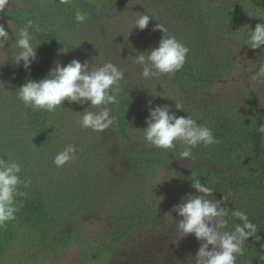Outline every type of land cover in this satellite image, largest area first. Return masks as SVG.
<instances>
[{
	"label": "trees",
	"instance_id": "trees-1",
	"mask_svg": "<svg viewBox=\"0 0 264 264\" xmlns=\"http://www.w3.org/2000/svg\"><path fill=\"white\" fill-rule=\"evenodd\" d=\"M91 1L69 0L61 4L59 0H50V6L42 7H37L34 1L26 7L5 9L0 13V24L10 21L4 24L13 33L5 49L10 60L18 51L14 46V33L28 21L33 23L32 33L41 44L30 72L24 70L23 62L19 66L1 65L0 92H4L9 100V108L0 119V158L18 162L22 167L21 179L30 177L31 184L28 189L21 188L28 195L17 198L20 210L16 220L0 229V264H36L37 251L41 254L49 251V257L56 259L70 247H80L78 244L84 243L87 235L85 226L77 219L94 206L100 207L107 198L108 170L97 159H102V155H97L98 147L84 142L82 137L95 133L80 125L82 113L79 112L89 105L66 101L56 112L32 111L16 94L28 79L45 78L57 62L63 66L72 60L84 63L86 60L80 55L83 49L98 43L107 44L99 31L88 26V23H95L78 25L73 20L77 11L89 14L86 5ZM159 6V18L165 13V20L179 28L190 27V31L178 39L189 48V54L185 67L170 79L161 76L145 80L141 76L142 69L130 73L121 82L124 91L119 104L109 106L116 117L110 127L111 138L118 145V154L125 156L132 165V176L122 178V184L118 186L120 193L116 192L117 188L113 190L115 196L108 202L110 215L112 213L108 227L113 233L111 245H117L130 234L147 230L149 221L158 223L161 215L169 217L171 224L178 223L182 218L171 210L183 197L195 194L191 187L192 173L171 168L167 160L169 152L148 145L142 130L147 127L149 101L153 108L169 105L175 111L181 86H186L187 90H193L189 95L208 97L209 106L198 109L196 104L186 102L183 103L184 111L177 115H189L204 126L206 121H216L207 127L219 140L218 144L193 149L190 159L206 157L219 161L223 167L215 172L208 165H202L194 172L202 183L213 188L216 199L228 196L225 206L244 211L259 230L261 240L257 242L250 238L245 245V254L238 258L237 264H264V134L257 131L259 125L264 124V79H261L260 90L249 92L239 106L230 95L221 99L218 96L224 94L216 91L236 80L234 73L240 67L237 50L249 48L245 45L249 27L254 30L257 24L264 22V0H162ZM87 29V34L79 35V31ZM250 50L249 64L258 71L264 64V53L259 49ZM220 79L226 80L221 82ZM63 138L71 139L77 150L75 159L65 165V171L50 174L53 181L47 183L46 173H41L45 165L42 160L54 159L62 151L52 150L51 143ZM85 147L89 150L84 154ZM177 148L180 150L181 146ZM164 171L171 175L170 183L159 182V175ZM65 172L71 180L78 181L80 195L77 188L76 193L55 192L53 184L62 180ZM118 199L128 201L117 206ZM170 203L171 208L165 209ZM151 211L156 213L151 214ZM133 217L139 221L132 223ZM124 222L127 228L122 231ZM235 223L239 221H230L228 230H232ZM195 240L194 245L199 248L200 242ZM27 241L35 247L31 248ZM87 245L81 253L84 259L92 252V244ZM105 255L101 253L99 258Z\"/></svg>",
	"mask_w": 264,
	"mask_h": 264
},
{
	"label": "clouds",
	"instance_id": "clouds-1",
	"mask_svg": "<svg viewBox=\"0 0 264 264\" xmlns=\"http://www.w3.org/2000/svg\"><path fill=\"white\" fill-rule=\"evenodd\" d=\"M68 2L69 0H59L61 4ZM8 3L9 0H0V13L7 9ZM87 20L86 12H76V24H84ZM150 20L155 19L146 13H139L133 30H146ZM33 27V23L28 21L14 33V46L18 51L14 52L11 60L17 66L23 62L26 72H30L37 59V49L41 45L36 42ZM36 30L40 31L38 28ZM152 30L162 33L158 46L138 53L133 58L134 63L142 67L141 76L145 80L161 76L175 77L185 67L189 48L162 23L155 24ZM11 40L9 32L0 24V49H5V45ZM245 45L264 53V22L257 24L254 30L249 27ZM252 78L264 79V64L260 65ZM124 79V72L111 62L100 66L78 60H72L66 66L57 62L45 78L39 81L28 79L16 94L24 106L32 111L56 112L66 101L80 106L89 105L79 112L82 113L80 125L84 129L104 132L116 122L109 106L119 104L124 91L121 85ZM181 111H184V105L179 100H175V111L169 105L153 108L149 101L147 127L142 129L143 138L148 145L173 153L180 162L191 158L193 149L200 145L219 143L209 127L199 124L189 115L178 116L177 113ZM257 131L264 134V124H260ZM178 145L181 148L177 151ZM76 151L73 145H69L57 153L53 161L56 167L62 168L74 160ZM21 174L22 167L18 162L0 158V229L16 220V214L20 210L17 198L28 195L21 188L28 189L31 178L22 180ZM190 180L195 194L183 197L171 210L182 218L176 223L178 235L174 243L194 235L200 242L194 264H237L238 258L245 254L246 242L250 238L257 242L261 240L257 226L244 211L225 206L228 196L216 199L213 188L202 183L196 172H192ZM233 219L239 223L228 230Z\"/></svg>",
	"mask_w": 264,
	"mask_h": 264
},
{
	"label": "rangeland",
	"instance_id": "rangeland-1",
	"mask_svg": "<svg viewBox=\"0 0 264 264\" xmlns=\"http://www.w3.org/2000/svg\"><path fill=\"white\" fill-rule=\"evenodd\" d=\"M34 1L38 5L37 7H42V5L50 6L51 4L49 3L50 0H9L7 9L26 7L29 3ZM161 1L162 0H92L91 3L89 2V4L86 5L89 9L88 20L86 22L95 23H88V26L93 30L99 31L100 36H102L104 40L106 39L107 44L102 45L98 43L96 46L85 48L80 55L84 56L86 62H90L91 65L111 62L124 72L125 77L130 73L141 70L142 67L134 63L133 58L140 52L158 46L159 42H156V40L162 38V33L152 30L155 24H164L177 39H179L180 35L182 36L184 33L190 31V27L185 29L183 27L179 28L172 22L165 20V13L159 18V10L161 9L159 4L161 5ZM92 9H95L93 14H91ZM139 13H146L152 16L156 21L150 20L148 28L144 31L138 29L133 30L135 27V19ZM73 20H75V17ZM8 22L10 21H4L2 24L13 38V33L9 30L8 26L4 24ZM180 31H182V34H180ZM87 33L88 29L86 31H79L80 36ZM85 39L89 42V39ZM5 49H0V71L1 65H14L10 60V55ZM233 49L236 51V45H234ZM237 51L238 56L240 55V57H238L240 67H238L234 73V79L236 80L228 85L218 87L216 91L218 94H224L218 96L221 99H227V96L230 95L229 97L239 106V104L246 100L249 92L256 93L260 90L262 80L260 78H252L258 72L249 64L250 60L248 59L252 57V51L249 48H244L243 51ZM103 58H105V61H103ZM109 58H112V60H109ZM170 78L171 77H169V79ZM225 80L226 79H220L221 82H225ZM187 89L186 86H181L179 92L180 102L194 103L197 105L198 109L209 106L208 97H200L198 94L197 96L193 94L189 95L193 90ZM245 92L246 96H244ZM8 108L9 100L5 98L4 92H0V119ZM206 122L205 126H211L216 121ZM82 137L85 140L84 142L87 141L93 144V146L98 147L97 155L98 153L102 155V159H97L101 161L102 164L100 165H105L108 170L106 182L107 198L101 202L100 207L98 205L94 206L90 211L77 219V222L85 226L84 230L87 235L84 239L85 242L78 244L81 245L80 247L76 245L70 247L56 259L49 257V251H45L43 254L37 251L39 256L37 260H35L36 264H194V259L199 249L194 245L196 241L194 235H189L174 243L178 235L176 232V223L171 224L168 221L169 217L166 215H161L158 223L151 224L149 221L147 230L130 234L117 245H111V236L113 233L109 231L108 227L110 225L112 213L110 215L108 202L110 197L114 198L115 196L113 190L115 191L117 188L116 192L120 193L118 186L122 184V178H130L129 176H132V168L130 167L132 165L125 156L118 154V145L116 141L111 138L110 128L104 132H95L91 133L89 136L82 135ZM69 145H73L69 138L52 141L51 143L52 150L61 149L63 151ZM88 150L89 147H85L84 154L87 153ZM178 150L177 148V151ZM167 160L170 162L171 168L181 169L189 173L197 170L202 165H208L215 172H219L222 167L219 161L210 160L206 157L197 159L189 158L180 162L175 158L173 153H169ZM42 161L45 165L41 173H46L44 178L47 183L53 181L50 179V174L65 171V166L62 168L56 167L53 162L54 159ZM229 165L232 167V164ZM72 169L74 168L72 167ZM65 174V178L62 176V180L58 179L59 181L53 184L56 188L55 192L60 191L67 193L73 191L76 193L75 188H77V194L80 195L81 190L78 181L71 180L68 173L65 172ZM171 179V175L165 171L159 175V182L166 181V183H170ZM42 184L44 185V183ZM126 189L130 194L132 193V190ZM122 195L124 197H129V195L125 193H122ZM126 201L128 200L118 199L116 200V205L118 206ZM171 205L172 203L165 206V209H170ZM89 206L88 204L87 207ZM152 213L156 212L151 211V214ZM138 221V218L133 217L132 223ZM126 228L127 226L124 222L121 229L125 231ZM88 243L92 244V252L89 254V257L84 259L81 253L83 247L88 246ZM28 244L31 248L35 247V245L33 246L30 242H28ZM101 253H105L106 255L103 258H99ZM189 256H191V258H189Z\"/></svg>",
	"mask_w": 264,
	"mask_h": 264
}]
</instances>
